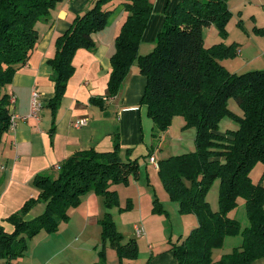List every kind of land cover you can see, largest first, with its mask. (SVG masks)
Instances as JSON below:
<instances>
[{
    "label": "trees",
    "instance_id": "1",
    "mask_svg": "<svg viewBox=\"0 0 264 264\" xmlns=\"http://www.w3.org/2000/svg\"><path fill=\"white\" fill-rule=\"evenodd\" d=\"M59 1L62 0H0V141L9 130L11 118L5 86L27 62L37 43L36 22L50 19ZM109 1L96 0L56 38L54 55L48 59L55 74L54 95L48 102L52 111L73 73L74 52L78 48L93 49L92 33L104 27L113 12L102 8ZM227 2L179 0L165 13L156 43L143 55L138 54V45L152 5L149 0H124L120 4L127 16L110 57L106 96L117 95L135 62L146 77L140 103L153 122L152 135L170 126L176 115L184 118L185 126L196 129L195 150L157 162V172L169 198L177 203L180 213H193L197 219L180 242L178 239L169 246L176 264H252L264 259V169L256 182L250 177L257 162L264 165V69L230 72L220 60L235 55V44L220 43L208 48L203 44L204 27L215 25L225 34L230 16ZM228 97L236 101L241 115L228 109ZM92 101L102 104L100 99ZM224 116L235 121L237 128L220 133L219 121ZM118 141L115 134L110 151L89 148L73 152L58 165L54 177L36 173L32 184L38 190L37 196L28 198L5 218L13 225L10 233L0 227V257L4 264L22 257L27 240L41 230L57 231L59 224L67 221L68 210L78 205L85 193L102 195L106 207L117 202L116 190L110 186L127 181L138 170V157L122 159ZM216 179L218 208L213 210L206 193ZM238 198L244 200L248 220L243 227L228 215L237 206ZM37 201L44 203V210L25 220ZM157 201L156 198L154 202ZM99 224L104 243L108 239L118 255V261L112 264H136V240L122 239L109 212L99 219ZM235 235H240L241 243L214 262L212 250L221 248L227 236ZM99 253L102 258L104 254Z\"/></svg>",
    "mask_w": 264,
    "mask_h": 264
},
{
    "label": "crops",
    "instance_id": "2",
    "mask_svg": "<svg viewBox=\"0 0 264 264\" xmlns=\"http://www.w3.org/2000/svg\"><path fill=\"white\" fill-rule=\"evenodd\" d=\"M95 1H59L52 8L50 19L37 21V43L27 62L16 70L10 83L5 86L9 96V113L15 116V126L9 128L0 141V227L5 232L10 233L13 229V225L5 218L16 212L28 198L37 196L38 190L32 184L36 173L54 177L52 173L57 172L56 166L73 152L89 148L98 152L110 151L113 148V137L117 134L122 159L146 156L147 162L151 163L148 159L154 157L152 133L147 134L145 128V120L150 117L145 105L140 103L146 77L140 73L135 62L119 85L117 95L106 96L111 70L110 57L115 51V38L127 16V11L120 5L124 0H111L102 6L113 12L106 25L92 33L93 49L78 48L74 52L71 61L73 73L66 83L60 103L55 111H52L48 103L55 89L54 70L48 64V59L55 52V40L76 15L86 12ZM178 1L149 0L152 10L143 28L138 54L143 55L153 48L156 36L162 29L165 13H169ZM258 42L251 38V43L257 48L260 45ZM260 57L261 52L257 50V54L246 58V61L252 62ZM33 90L38 92L41 102V108L35 115L31 113ZM95 98L102 100V104L92 101ZM79 118H86L87 122L75 127L73 123ZM95 196V193H89L88 201L95 200ZM41 203L37 201L36 206ZM38 211L31 208L24 219H32L41 213ZM68 225L69 222L62 221L55 233L69 236ZM41 232L39 240L45 237ZM55 239L50 238L37 250L38 245H35V250L27 260L34 261V264H85L81 253V256L76 253L83 248L73 245V239L54 243V247L47 253L48 244ZM58 243H63L58 245L60 249H56ZM240 243L241 239L235 245ZM67 249H71V252L60 255ZM147 249L149 257L144 264H176L169 246H160L156 252L154 246H148ZM95 255L87 264L98 262ZM104 256L105 260L101 264L117 261L113 249L105 250ZM252 264H264V259H256Z\"/></svg>",
    "mask_w": 264,
    "mask_h": 264
},
{
    "label": "rangeland",
    "instance_id": "3",
    "mask_svg": "<svg viewBox=\"0 0 264 264\" xmlns=\"http://www.w3.org/2000/svg\"><path fill=\"white\" fill-rule=\"evenodd\" d=\"M227 4L230 16L225 24V34L220 33L215 25L204 27V47L208 48L220 43L226 46L235 44V55L220 60V63L230 72L242 73L248 70L264 68V0H228ZM251 38L260 42L258 48L251 43ZM257 50L261 52L262 57L255 61L247 62L246 58L253 57L257 54ZM227 107L238 115L242 114L240 107L232 97H228ZM145 123L147 134L148 132L152 133V120L146 118ZM169 125L155 136L151 135L153 139L151 142L153 146L152 152L157 162L170 155L189 153L195 150L194 137L196 129L194 126H185L184 118L180 115L173 116ZM236 128L237 123L227 116L222 117L219 121L218 131L220 133H224L227 129ZM148 138H150L149 135ZM137 169V173H131L127 181L118 182L110 186V189L116 190L118 197L116 203L106 207L102 195L96 194L95 200L88 201L89 193L94 192L85 193L81 196L79 204L68 210L69 217L64 222H69L67 230L69 236L66 237L60 233L56 234V231L48 234L41 230L44 231H40L41 235H45V237L39 240L40 233H38L28 239L24 255L12 260L11 264H34V261L31 262L27 259L33 249L35 250V245H38L37 250L52 237L56 239L48 244L47 253L54 247V243L73 239V245L83 248L79 249L80 251H76V253L79 255L81 253L85 264L89 262L92 255H95V252H97L96 258L104 261L106 256L101 258L99 252L105 255V250L107 249L108 251L110 249L115 251L108 239L104 243L101 234L99 219L104 216L105 212L110 213L115 224V230L123 236V240L128 238L136 240V264H144L146 262L149 257L148 246H154L156 252L160 246H170L171 243L177 242L178 239L180 242L191 228L197 224L196 216L193 213L182 214L179 212L177 203L169 198L161 183L157 167L148 163L146 156L138 157ZM263 169L264 165L261 162H257L251 169L250 177L253 182L260 178ZM55 175L56 172L52 173V176ZM218 185L219 180H214L206 193V199L213 210L218 208ZM156 198L158 200L157 204L154 202ZM43 207L44 203H41L37 204V206L35 204L32 208L35 211L40 210L38 212H42L44 210ZM228 215L237 219L242 227L247 225L248 220L242 198H238L237 206L231 209ZM135 225L142 226L145 235L136 236L134 232ZM240 239V235L227 236L221 248L212 250V260L215 262L222 254L230 252ZM61 244L63 243H58L56 249H60L58 245ZM70 252L71 249H67L62 251L60 255ZM115 255L118 261L116 251ZM0 264H4V260L1 257Z\"/></svg>",
    "mask_w": 264,
    "mask_h": 264
},
{
    "label": "built area",
    "instance_id": "4",
    "mask_svg": "<svg viewBox=\"0 0 264 264\" xmlns=\"http://www.w3.org/2000/svg\"><path fill=\"white\" fill-rule=\"evenodd\" d=\"M31 103H32V111H31V113L33 115H35L36 112L39 111V109L41 108V102L39 100V94H38V92L36 90H33L32 91ZM86 122H87V119L86 118H79V119H76L74 121L73 125L75 127H79V126L84 125ZM14 126H15V116H12L11 115L9 128H12ZM149 161L151 163H153L154 166L158 167L157 161L154 159L153 156H150L149 157ZM58 167L59 166L57 165L56 168H58ZM134 232H135V235L136 236H139V237L142 236V235H144V233H145L143 227L142 226H138V225H135L134 226Z\"/></svg>",
    "mask_w": 264,
    "mask_h": 264
}]
</instances>
